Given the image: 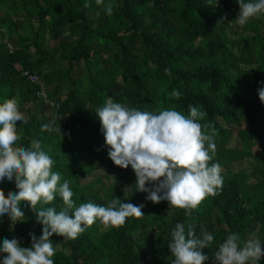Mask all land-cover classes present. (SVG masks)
I'll return each mask as SVG.
<instances>
[{"label":"trees","instance_id":"16d2710c","mask_svg":"<svg viewBox=\"0 0 264 264\" xmlns=\"http://www.w3.org/2000/svg\"><path fill=\"white\" fill-rule=\"evenodd\" d=\"M239 11L237 0H0V102L15 100L28 122L17 126L21 142L16 147L40 140L55 159L53 170L69 179L77 206L108 204L116 196L144 204V215L129 216L120 226L97 219L74 239L54 233L55 264H171L175 257L168 241L177 221L192 225L198 235L203 229L214 234L204 248L209 254L204 264L215 260L216 248L231 233L239 235L241 244L251 237L264 241V101L258 93L264 81V13L240 25L253 34L234 48L222 38V22H234ZM19 12L25 16L20 18L25 34L14 20ZM46 32L58 41L56 46L49 44ZM105 52L111 53L110 60ZM24 71L41 78L48 102L38 96L41 85ZM66 81L72 83L68 93L55 95ZM173 89L182 95L170 96ZM109 97L142 110L174 107L188 114L190 104L204 110L201 122L215 129V156L209 163L221 164L219 190L190 215L166 199L154 202L134 190L136 173L108 155L95 111ZM46 123L51 127L44 128ZM237 137L241 146L231 144ZM242 160L249 161V169L222 171ZM96 170L99 177L83 181ZM113 175L122 176V183L109 181ZM17 191L15 180L0 187L5 199ZM48 206L60 210L65 205L57 194L35 207ZM21 207V221H0V240L17 236L30 246V233L42 235L43 225L29 201Z\"/></svg>","mask_w":264,"mask_h":264},{"label":"clouds","instance_id":"9594fccd","mask_svg":"<svg viewBox=\"0 0 264 264\" xmlns=\"http://www.w3.org/2000/svg\"><path fill=\"white\" fill-rule=\"evenodd\" d=\"M218 3V0H217ZM239 15L235 19L244 25L250 18L264 13V0H237ZM106 11L111 13L109 4ZM169 73L171 69H166ZM258 93L264 101V81ZM170 96L180 97L178 89ZM98 113L108 155L115 164L134 169L137 179L135 189L147 193L146 199L154 202L168 200L171 206L186 209V215L200 205L206 196L215 194L223 183L219 161L209 163L215 156V129L207 130L202 118L206 112L197 105H189L188 114L174 107L158 111L142 110L109 97L95 109ZM27 120L19 111L15 100L0 102V187L5 183L18 191L5 199L0 192V221L10 218L21 221L25 216L21 202H30L42 223V235L30 233L32 243L23 246L21 238L0 240L2 264H55L58 251L54 233L64 238H76L97 219L105 225L120 226L129 216H141L144 204L125 202L119 196L108 204L87 201L76 205L69 179L62 180V173L53 170L55 159L35 139L29 147L17 148L21 140L17 126L27 127ZM50 128V124H44ZM129 188V186L126 188ZM59 194L64 207H40ZM168 245L174 255L171 264H204L209 254L204 251L214 241V234L203 229L197 234L192 225L186 227L177 221L171 228ZM7 253V255H3ZM215 264H261L264 258V241L249 238L243 244L237 233L228 235L216 248Z\"/></svg>","mask_w":264,"mask_h":264},{"label":"rangeland","instance_id":"374dc122","mask_svg":"<svg viewBox=\"0 0 264 264\" xmlns=\"http://www.w3.org/2000/svg\"><path fill=\"white\" fill-rule=\"evenodd\" d=\"M13 14V13H11ZM25 16L19 12V15H14V20L15 22L17 23V25L19 26L18 30H21V32H23L25 34V32L23 31V22L20 20V18H24ZM218 23H221L220 21H218ZM222 24L225 26L226 30L224 32V35L222 36V38H224L225 40H227L229 42V44L231 46H233L234 48H239L240 45H242V42H243V37L244 36H247V35H252L253 34V31L250 30V29H246V28H242L238 23H236V21L234 22H222ZM243 26V25H242ZM260 26L262 27V31L264 33V22L260 23ZM63 33H66V31H63ZM46 38H47V41L49 42V44L51 46H56L58 41L57 40H54L51 38L50 36V33L49 32H46ZM2 40V35H0V41ZM17 45V44H16ZM34 53H35V49L34 47L31 48V57L32 59L34 58ZM106 53V57L108 60H110L111 58V53H108V52H105ZM56 60L57 58L54 59L55 61V66H58V64L56 63ZM78 70V69H77ZM84 70L83 69H80L79 70V75L80 74H83ZM71 81L68 82V85L67 84V81L63 84H59L58 88L54 94L55 95H58V96H65L68 91H69V88H71V84L70 83ZM69 86V87H68ZM241 138L240 137H237L235 138L231 144H235L236 146H241L242 144V140H240ZM258 150V146L255 142H253V145H252V151L253 152H256ZM250 167V163L249 161H246V160H242V161H239V162H236V163H232L228 166V168H223L222 171L223 172H227V170H232V171H236L238 169H241V168H248L249 169ZM101 174H100V171L99 170H96L94 171L93 173L89 174L88 176H86L83 181L84 182H88L90 180H93L97 177H99ZM117 181L119 184L122 183V176H119V175H113L111 176L108 180L109 181H112V179ZM98 187L100 185H97ZM138 237V235H136ZM251 236H254V234H251ZM253 238V237H251ZM215 262V260H211V261H208V264H213ZM147 264H150V263H147Z\"/></svg>","mask_w":264,"mask_h":264},{"label":"built area","instance_id":"2783aa9c","mask_svg":"<svg viewBox=\"0 0 264 264\" xmlns=\"http://www.w3.org/2000/svg\"><path fill=\"white\" fill-rule=\"evenodd\" d=\"M7 46L10 50H13L14 45L10 42H7ZM24 74L29 77L32 82L39 83L41 85V89L38 91V96L42 97L44 101L48 102L50 100V96L46 89V86L42 83L41 78L38 75L31 74L29 71H24Z\"/></svg>","mask_w":264,"mask_h":264}]
</instances>
